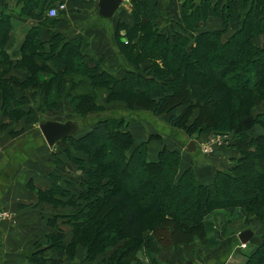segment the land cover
I'll return each mask as SVG.
<instances>
[{"label": "trees", "instance_id": "16d2710c", "mask_svg": "<svg viewBox=\"0 0 264 264\" xmlns=\"http://www.w3.org/2000/svg\"><path fill=\"white\" fill-rule=\"evenodd\" d=\"M197 2L181 1L180 18L167 33L160 29L163 16L157 0H130L131 24L118 23L114 36L130 66L121 78L83 55L80 37L65 41L52 31L60 13L46 20L48 5L32 18L40 25L28 29L13 50L15 20L1 13L0 111L9 124L19 123L20 118L35 123L30 102L37 97L46 106L66 98L74 112L87 113L95 108L99 88L104 89L107 103L120 101L127 112L164 116L171 127L185 130L190 140L229 134L228 148L238 155L227 169L216 171L207 185L198 181L191 166L181 169L179 151L163 148L156 161L148 162L147 142L135 145L125 116L101 120L83 136L57 142L53 147L71 143L84 154L85 164L78 167L82 178L64 182L66 190L58 185L57 174L51 173V188L37 192L40 203L60 210L50 216L56 230L36 245L57 254L53 264L73 260L78 247L85 250L81 264H92L99 256H104L103 264H144L140 254L151 256L150 264H158L153 256L161 248L204 239L206 216L226 209L243 210L246 225L253 217L257 230H263L244 264H264V45H256V39L264 35V0ZM210 18L219 19L222 28L206 30ZM228 24L236 29L223 41ZM225 57L228 60L223 63ZM50 63L57 67L56 73ZM213 66L220 68L217 75L209 72ZM234 81L249 84L248 90L230 86ZM258 106L263 110L252 114ZM192 110L197 113L189 122ZM257 127L261 133L255 134ZM94 143L99 144L96 150ZM137 173L150 182L128 190L126 184ZM59 220L71 228L67 241L58 228ZM30 259L33 264H47L38 253Z\"/></svg>", "mask_w": 264, "mask_h": 264}, {"label": "crops", "instance_id": "0c3cea01", "mask_svg": "<svg viewBox=\"0 0 264 264\" xmlns=\"http://www.w3.org/2000/svg\"><path fill=\"white\" fill-rule=\"evenodd\" d=\"M16 1L0 0V15L2 13L15 20V42L11 50L18 48L28 29L40 25L32 18L43 12V5H48L44 13L46 20H50L47 15L49 9L64 5L65 10L60 12V18L57 19L52 31L61 34L65 41L80 37L82 39L81 53L100 61L103 71L121 78L123 72L130 67L117 51L114 37L118 23L131 24L130 0H123L111 18H103L98 14V9L95 7L97 0H19V5H16ZM24 1L34 3V5L30 7L28 5L25 8L22 4ZM181 1L157 0L158 11L161 12L163 19L165 18L164 30L170 32L171 28H175V22L181 14ZM220 24L219 19L210 18L204 28L219 30L222 28ZM17 27L18 32H16ZM231 27L222 35L223 41L235 31L236 27L235 29ZM45 37L44 40H47ZM256 45L257 47L264 45V35L256 39ZM48 46L45 45L46 50ZM136 113L144 115L140 119L152 125L146 130V127L137 120L129 128L134 136L135 145L146 142L147 135L155 138L154 144L150 145L152 141L146 143L148 162L156 161L159 151L163 148L179 151L182 155L181 169L185 170L191 166L198 181L208 185L216 171L227 169L231 161L238 157L235 150L226 148L225 144L220 141L224 137L215 134L202 135L194 139L196 149L192 154H188L185 148L191 141L190 138L174 130L166 117H155L148 112ZM154 126H161L170 135L179 136V139L166 141V134L155 131ZM256 130L261 133V129L256 128ZM205 143L211 146L208 154L201 150V144ZM43 164L42 153L17 152L8 138L0 136V213L5 214L0 218V264H33L30 258L36 253L44 257L47 264L57 262V254L53 250L36 248L37 244L45 242V236L56 230L50 224V216L57 214L55 213L56 208L53 210L51 204L40 203L37 196L38 191L49 190L52 186L51 181L48 184V181L44 179L45 176L50 177V175L44 174ZM235 211L237 210H233L232 213ZM57 223L68 227L59 221ZM247 229L250 230L249 227H243V231ZM238 232L233 233L232 231L227 234L220 232V234L205 236L208 238L203 240L206 242L204 244L199 241L192 245H179L175 248L163 247L155 256V260L158 264H244L246 253L238 248L240 244ZM65 233L67 241L71 236V231ZM255 240L253 231L246 250L251 251L256 246ZM207 241H210V244H207ZM84 258L85 250L78 247L73 260L64 258L59 264H81ZM103 259L104 256H99L92 264H103Z\"/></svg>", "mask_w": 264, "mask_h": 264}, {"label": "rangeland", "instance_id": "374dc122", "mask_svg": "<svg viewBox=\"0 0 264 264\" xmlns=\"http://www.w3.org/2000/svg\"><path fill=\"white\" fill-rule=\"evenodd\" d=\"M170 1V0H168ZM199 3L200 0H197ZM224 2L226 0H223ZM163 5V3H162ZM131 7V4H130ZM165 19V18H164ZM164 19L160 20V29L161 31H165L168 33L167 30L165 29V22ZM231 29H235L234 24H228L227 29L230 28ZM16 32H18V27L16 28ZM119 53L120 51L117 50ZM121 54V53H120ZM228 58L225 57L223 58V63L225 61H227ZM61 63V62H60ZM50 66L52 67V71L54 73L57 72V67L55 66V64L50 63ZM63 67H61V71H63ZM220 68H216V67H210L209 72L214 73V75H217L218 70ZM42 76H44L45 78H47V74H43ZM203 74H202V78H203ZM41 77V76H40ZM75 79L80 82L82 81L81 78L79 76H76ZM230 86L233 87H238L241 88L243 90H248L249 88V84L245 85L243 84L241 81H234L231 82L229 84ZM31 93L28 92L27 96H30ZM96 100H95V108L90 109L89 112L84 113V114H77L76 112H74L71 109L70 106V102L68 99L63 98L61 100L58 101V103L56 105H44V101L42 97H37L36 101L30 102V106L34 107V118L36 120L35 123L33 124H29L28 122H26V118H20V120L18 121L19 123H13V124H9V120L8 118L4 117V119L2 118V113L0 111V136L2 137H6L9 139L10 144H13V147H15V150H17V152H23V153H34L37 152L39 154H43L44 156V164H43V170H44V174L45 175H51L52 174H57L58 177V185L60 184L61 186H63L62 188L65 189V181L66 180H70L73 178L74 179H78V178H82V171L81 168L82 165H84L85 163H83L81 161L82 158H85L82 152H78L75 151L72 147H71V143L70 144H65V145H61L59 147L55 146L52 148H47L46 143L43 139V137L41 136V133L39 132L38 129V125L41 122L44 121H57V122H66V121H73L75 123H77L78 125V132L73 135L75 138H79L81 136H83L84 134H86L87 132H89L97 122L107 119V118H112V117H124V120L126 122V124L128 126V129L130 128V125L133 124L135 121L138 120V122H140V124L144 127H146L145 129H149V127L152 125L146 123L145 121L141 120L140 117H144V115H138L137 113H133L132 112H127V110L125 109V107L122 105V103H120V101H112L107 103L106 98H105V91L104 89H96L95 92ZM44 105V106H43ZM40 108V110H38ZM27 109V108H26ZM263 109L261 108V106H258L257 108L252 110V114H257L259 112H261ZM193 114L188 115L187 117H189V122H191V120L195 117L197 110H192ZM132 114V115H131ZM164 117V116H162ZM167 120V119H166ZM3 128V129H1ZM173 128V127H172ZM258 128V127H257ZM155 131H158L160 133H165L167 136V140H175L176 138H178L179 136H173L170 135L168 131H165L163 128H161V126H157L153 128ZM176 128H174L175 130ZM177 132H179V134H184L186 137H188L186 135V131H182V129H176ZM165 131V132H163ZM255 134H258L259 131H257L255 129V131H253ZM198 134L195 135L194 133V137L196 138ZM218 136H222L224 137L223 139H221L220 141H222L225 145L226 148L230 147V142H231V136L229 134H215ZM254 135V134H252ZM145 138H148L146 142L152 141L150 142L152 144H154L153 140L151 138L150 135H147ZM189 138V137H188ZM179 139V138H178ZM226 142V143H225ZM98 143H94L93 144V148L96 150L98 149ZM208 144H201V148H205ZM156 146V145H155ZM168 150V149H167ZM186 150V148H185ZM82 153V154H81ZM209 152H206L205 154H208ZM26 155V154H25ZM76 158V159H73ZM150 158V157H149ZM79 167V168H78ZM135 177L132 179V182L128 184H126L127 189L128 190H133L136 191L137 188L141 187L144 183H149L150 180L143 175L142 173H137V174H133ZM45 180L50 181V177L49 176H45L44 177ZM56 183V182H55ZM57 184V183H56ZM119 184H122L121 179L119 180ZM153 186L155 187V185L153 184ZM67 189V188H66ZM65 189V190H66ZM64 190V191H65ZM63 200H66V198H62ZM55 210V209H53ZM237 211H235V213H232L233 210H215L212 211L209 215L206 216V218L204 219V224H205V228H206V235H211L214 233H230L233 231V233H236L237 231H239L238 233L243 231V227H252L250 230L254 231V233H256V240L254 242H256L257 244L259 243L258 241V236H261V234H263V230L259 231L257 230V227L255 224H257V222L255 221V219H253V217H249L251 218L252 222L251 224L246 225V220L245 219V214L244 211L241 209H235ZM70 211H73L72 209ZM60 210L56 209L55 213H59ZM250 220V219H249ZM61 220H59L60 222ZM59 230H62L64 234H66V231H71L70 227H67L65 225H61L59 224L58 226ZM255 229V230H253ZM204 236V237H205ZM208 238V237H205ZM204 238V239H205ZM202 240H198L195 242H192L191 244L188 245H192L193 243H198L200 241V243H206L205 241ZM206 240V239H205ZM255 243V244H256ZM122 244V243H121ZM207 244H210V241H207ZM206 244V245H207ZM254 244V245H255ZM201 245V244H200ZM244 244H239L238 248L241 251H245L246 254L251 253V251H249V249L246 250L247 248V244H245V246H243ZM253 245V246H254ZM179 246V245H178ZM176 246V247H178ZM203 246V245H202ZM204 248V247H202ZM251 249V247H250ZM253 250V248L251 249ZM160 252V251H159ZM156 254L153 256L155 258ZM246 256V255H245ZM140 257L143 259L144 264H150L151 263V256H146V258H143V255L140 254ZM146 260H148V262H146Z\"/></svg>", "mask_w": 264, "mask_h": 264}, {"label": "water", "instance_id": "95a60500", "mask_svg": "<svg viewBox=\"0 0 264 264\" xmlns=\"http://www.w3.org/2000/svg\"><path fill=\"white\" fill-rule=\"evenodd\" d=\"M123 0H97L95 7L98 14L103 18H111L119 8ZM39 131L48 148H52L57 142L66 139L77 133L78 125L73 121L57 122L44 121L38 125ZM196 149L194 140L186 146V152L192 154ZM253 236L252 230H244L238 235V240L242 244H247Z\"/></svg>", "mask_w": 264, "mask_h": 264}, {"label": "built area", "instance_id": "2783aa9c", "mask_svg": "<svg viewBox=\"0 0 264 264\" xmlns=\"http://www.w3.org/2000/svg\"><path fill=\"white\" fill-rule=\"evenodd\" d=\"M64 10H65V6L64 5H58L55 8L49 9L48 12H47V15H48L49 18H54L55 19V18H57L59 16V13L61 11H64ZM201 150H202L203 153L210 152L211 151V146L208 144L205 148H203V149L201 148ZM3 216H5V214L0 213V218L3 217ZM243 246H245V245H243Z\"/></svg>", "mask_w": 264, "mask_h": 264}]
</instances>
